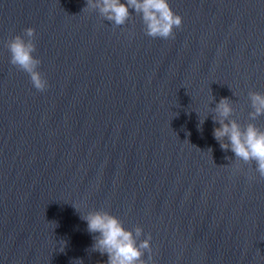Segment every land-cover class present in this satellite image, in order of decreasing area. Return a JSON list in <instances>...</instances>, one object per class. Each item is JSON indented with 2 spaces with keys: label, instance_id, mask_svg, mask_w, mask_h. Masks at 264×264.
<instances>
[{
  "label": "water",
  "instance_id": "obj_1",
  "mask_svg": "<svg viewBox=\"0 0 264 264\" xmlns=\"http://www.w3.org/2000/svg\"><path fill=\"white\" fill-rule=\"evenodd\" d=\"M169 3L182 26L154 39L132 10L0 0V264H106L94 211L152 237L145 264H264V178L213 137L222 98L264 130V0ZM28 28L42 92L6 47Z\"/></svg>",
  "mask_w": 264,
  "mask_h": 264
},
{
  "label": "clouds",
  "instance_id": "obj_2",
  "mask_svg": "<svg viewBox=\"0 0 264 264\" xmlns=\"http://www.w3.org/2000/svg\"><path fill=\"white\" fill-rule=\"evenodd\" d=\"M88 8L98 10L105 20L116 27L125 25L132 12H135L142 19L145 34L154 39L173 37L174 29L180 28L183 23V18L172 10L169 0H87L84 10ZM34 38L35 30L28 28L23 36H15L6 47L11 53V64L26 72L33 87L42 92L48 83L38 70L41 61L33 55L36 52ZM249 99L253 109L251 118L255 120L264 115V93L249 92ZM215 111L218 118L214 117V121L220 126L213 130V137L221 149L230 150L237 161L254 164L255 171L264 178V130L252 123L242 128L235 120H230L233 108L227 98L220 100ZM234 170H238V166ZM72 206L81 212L82 205L73 203ZM81 219L86 222L89 233L98 234L94 238L92 250L101 256L106 255V264H145L142 250L151 253L152 237L149 235L137 243L136 237L142 234V229L137 228L134 235L125 229L116 216L104 211L87 212L81 215ZM64 246L65 242L60 241L61 252ZM149 259L151 261V255ZM73 264H83V261L76 260Z\"/></svg>",
  "mask_w": 264,
  "mask_h": 264
}]
</instances>
